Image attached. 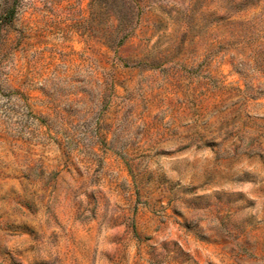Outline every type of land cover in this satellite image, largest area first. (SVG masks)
I'll list each match as a JSON object with an SVG mask.
<instances>
[{
    "label": "rangeland",
    "instance_id": "374dc122",
    "mask_svg": "<svg viewBox=\"0 0 264 264\" xmlns=\"http://www.w3.org/2000/svg\"><path fill=\"white\" fill-rule=\"evenodd\" d=\"M0 264H264V0H0Z\"/></svg>",
    "mask_w": 264,
    "mask_h": 264
},
{
    "label": "trees",
    "instance_id": "16d2710c",
    "mask_svg": "<svg viewBox=\"0 0 264 264\" xmlns=\"http://www.w3.org/2000/svg\"><path fill=\"white\" fill-rule=\"evenodd\" d=\"M13 9V8H12ZM12 11V10H11Z\"/></svg>",
    "mask_w": 264,
    "mask_h": 264
}]
</instances>
